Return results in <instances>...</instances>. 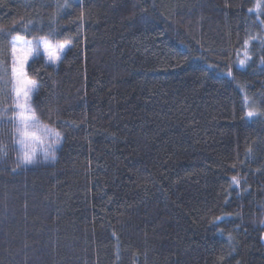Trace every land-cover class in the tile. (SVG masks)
Wrapping results in <instances>:
<instances>
[{"label":"trees","instance_id":"16d2710c","mask_svg":"<svg viewBox=\"0 0 264 264\" xmlns=\"http://www.w3.org/2000/svg\"><path fill=\"white\" fill-rule=\"evenodd\" d=\"M64 3L0 0V114L9 41L71 38L27 70L53 164L18 167L0 117V264H264V7Z\"/></svg>","mask_w":264,"mask_h":264},{"label":"snow or ice","instance_id":"6c2138e0","mask_svg":"<svg viewBox=\"0 0 264 264\" xmlns=\"http://www.w3.org/2000/svg\"><path fill=\"white\" fill-rule=\"evenodd\" d=\"M68 6L67 0L63 5H58V9H63ZM264 4L258 0L256 5L257 10L259 11ZM29 24L32 22L29 21ZM25 30L28 31L27 25L24 26ZM56 29L53 28L50 30V35L55 34ZM251 39H256V37H252ZM19 42V38L13 37L11 41H9L11 47V53L13 56V62L11 67V83L13 85V91L15 92V99L13 101L14 108L18 109V111H14L11 119H13V127L15 133V142L21 145L22 154L19 156L18 167L21 165H33L37 162L36 153L37 148L36 144L39 143L42 151H43V162H47L51 157L53 160L55 159V146L60 143V134L58 132H54L52 129H48L46 127L42 128L43 138L37 135V117L35 114V110L32 109L30 105L31 101V93L37 92L39 90V86L36 81L29 79L25 72V66L29 63V60L34 55H40L41 49L43 50V54L46 57L47 61L52 64L57 63L61 59L60 53H63L67 47L71 46V38H66L64 41H57L55 44H52L45 37H37L36 43L33 45L31 41H24L21 47H17ZM249 41H245V45H247ZM261 46L264 47V39H261ZM250 59L247 52H245V58L239 60V65L243 66L246 64L247 60ZM261 63H264V58L261 59ZM231 75V73H228ZM4 75H7V70H4ZM7 109H4V113H7ZM256 113L254 111H248L247 116L253 117ZM49 136L55 137L51 140L50 143L47 142V138ZM46 144V146H45ZM2 151V149H0ZM6 155V153H4ZM232 182L235 185L239 184V180L236 177L232 178ZM222 219V218H217Z\"/></svg>","mask_w":264,"mask_h":264},{"label":"rangeland","instance_id":"374dc122","mask_svg":"<svg viewBox=\"0 0 264 264\" xmlns=\"http://www.w3.org/2000/svg\"><path fill=\"white\" fill-rule=\"evenodd\" d=\"M17 38H19V42H18V44H17V47H18V48L21 47V46H24V45H23V42H24V41H31V42L33 43V45L36 43V40H29V39H27V38L24 39V38H22V37H17ZM46 39H47V38H46ZM48 40H49L52 44H55V43H56L55 41L51 40L50 38H48ZM61 42H62V41H61ZM70 47H71V46H70ZM70 47H67L63 53H60V55H61V59L66 55L65 53L70 49ZM41 55L44 56V54H43V50H42V49H41L40 55H38V56H41ZM11 56H12V53H11ZM38 56H37V55H34V56L29 60V63H30L33 59L37 58ZM44 57H45V56H44ZM45 58H46V57H45ZM61 59H60V61H61ZM46 61H47V59H46ZM60 61H58V62L55 63V64H52V63L49 62V61H47V63L50 64V65H52V66H54V67H58ZM12 62H13V56H12ZM29 63H28V64H29ZM28 64L25 66V72H26L27 77H28L29 79H32V78L29 77L28 74H27ZM11 76H12V75H11ZM32 80H33V79H32ZM9 89H10V95H9V98H8L9 102L7 103V106H5L3 109H1L0 117H1V119H6V120L10 119V120L13 121V119H11L12 114H13L14 111H18V109H15V108H14V103H13V101H14V99H15V92L13 91V85H12L11 82H10ZM35 94H36V92L31 93V101H30V105H31L32 109L35 110V114H36V117H37L36 123H37L38 126H37V128H36L35 130H36V132H37V135H38V136H41V138H43V132L41 131V129L44 128V127L48 128V129H52L54 132H58V131L55 130L53 127H50V126H49L44 120H42V118H40V116L38 115L37 110L35 109V105H34V96H35ZM4 109H7V110H8L7 113H4ZM250 111H252V110H250ZM254 112H255V111H254ZM58 133H59V132H58ZM54 138H55V137H53V136H49V137L47 138V142H46V143H50L51 140L54 139ZM15 143H16V142H15ZM60 144H61V137H60V143H59V145L55 146V157H56V153H57L56 151H57V149L59 148ZM35 146H36V148H37V153H36V160H37V162H36L35 164H33V165H21L20 167L31 168V167L34 166V165L43 164V163L53 164V161H54V160H53L51 157L49 158V160H48L47 162H43V151H42V148H41V146H40L39 143H37ZM45 146H46V144H45ZM15 154L17 155V162L19 163V156L22 154V147H21V145H19L18 143H16Z\"/></svg>","mask_w":264,"mask_h":264}]
</instances>
